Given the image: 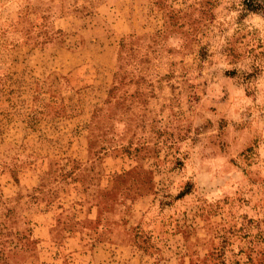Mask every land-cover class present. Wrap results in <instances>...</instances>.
Returning <instances> with one entry per match:
<instances>
[{
  "label": "rangeland",
  "instance_id": "obj_1",
  "mask_svg": "<svg viewBox=\"0 0 264 264\" xmlns=\"http://www.w3.org/2000/svg\"><path fill=\"white\" fill-rule=\"evenodd\" d=\"M0 0V264H264V0Z\"/></svg>",
  "mask_w": 264,
  "mask_h": 264
},
{
  "label": "trees",
  "instance_id": "obj_2",
  "mask_svg": "<svg viewBox=\"0 0 264 264\" xmlns=\"http://www.w3.org/2000/svg\"><path fill=\"white\" fill-rule=\"evenodd\" d=\"M243 2H244L243 3L244 6L245 7H248L250 10L254 8L253 5H252L253 4L252 1H250V0H243Z\"/></svg>",
  "mask_w": 264,
  "mask_h": 264
}]
</instances>
